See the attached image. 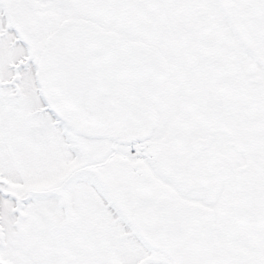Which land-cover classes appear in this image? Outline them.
I'll return each instance as SVG.
<instances>
[{
  "label": "snow or ice",
  "instance_id": "6c2138e0",
  "mask_svg": "<svg viewBox=\"0 0 264 264\" xmlns=\"http://www.w3.org/2000/svg\"><path fill=\"white\" fill-rule=\"evenodd\" d=\"M0 264H264V0H0Z\"/></svg>",
  "mask_w": 264,
  "mask_h": 264
}]
</instances>
